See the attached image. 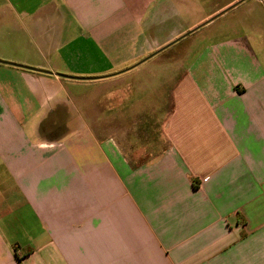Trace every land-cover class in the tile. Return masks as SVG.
<instances>
[{
	"label": "crops",
	"instance_id": "crops-1",
	"mask_svg": "<svg viewBox=\"0 0 264 264\" xmlns=\"http://www.w3.org/2000/svg\"><path fill=\"white\" fill-rule=\"evenodd\" d=\"M152 58L127 154L106 90ZM0 264H264V0H0Z\"/></svg>",
	"mask_w": 264,
	"mask_h": 264
},
{
	"label": "rangeland",
	"instance_id": "rangeland-1",
	"mask_svg": "<svg viewBox=\"0 0 264 264\" xmlns=\"http://www.w3.org/2000/svg\"><path fill=\"white\" fill-rule=\"evenodd\" d=\"M164 52L157 56H162ZM155 58L149 59L142 65L141 68L145 69V72L142 69L138 71L137 67L122 74V77L116 78V82L106 90L115 101L110 112L105 110V114H114L112 116L116 118L114 125L117 127V139L123 144L127 154L128 142L131 149L146 146L154 149L158 146L157 133L155 132L157 111L161 109L165 97L168 96V84L163 82L164 78L171 76V74L167 69L160 67L168 66V63L164 61L163 63H155L153 61ZM163 83H165L164 86ZM103 91L101 90L102 94ZM132 114L138 118V121L136 126L128 131L127 116ZM125 124H127L126 129H124ZM120 133H122L121 136ZM138 160L140 161L139 158Z\"/></svg>",
	"mask_w": 264,
	"mask_h": 264
}]
</instances>
